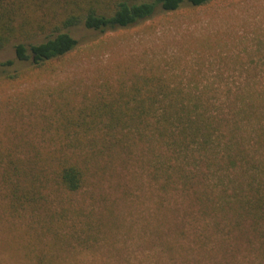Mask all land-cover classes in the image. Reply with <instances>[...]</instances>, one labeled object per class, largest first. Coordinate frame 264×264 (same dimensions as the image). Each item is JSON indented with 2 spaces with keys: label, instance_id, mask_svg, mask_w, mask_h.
<instances>
[{
  "label": "rangeland",
  "instance_id": "374dc122",
  "mask_svg": "<svg viewBox=\"0 0 264 264\" xmlns=\"http://www.w3.org/2000/svg\"><path fill=\"white\" fill-rule=\"evenodd\" d=\"M72 33L78 45L66 56L40 67L18 63L0 75L6 161L13 152L20 164L40 163L42 151L58 145L49 122L92 102L107 82H129L149 68L184 86L197 83L218 103L239 94L263 102L264 0H215L116 32ZM9 58L13 50L0 51V61ZM15 69L21 76L5 77ZM131 145L129 156L110 160L97 153L85 160L83 188L53 192L50 208L14 215L0 200V264H264V243L255 233L234 228L229 214L215 223L181 190L178 177L163 188L148 163V146ZM247 149L262 156L260 147Z\"/></svg>",
  "mask_w": 264,
  "mask_h": 264
},
{
  "label": "trees",
  "instance_id": "16d2710c",
  "mask_svg": "<svg viewBox=\"0 0 264 264\" xmlns=\"http://www.w3.org/2000/svg\"><path fill=\"white\" fill-rule=\"evenodd\" d=\"M212 1L0 0V51L14 52V58L0 61V75L18 63L40 67L66 56L78 45L73 30L107 34ZM19 76L15 69L5 77ZM133 78L107 82L92 102L49 122L58 145L42 151L40 163L20 164L13 152L6 161L0 153L3 209L17 215L50 208L53 192L83 188L85 160L97 153L110 160L129 156L134 140L148 146V163L153 176L164 180L163 188L178 177L181 190L193 194L215 223L229 214L234 228L246 226L264 243V98L258 103L251 94L246 102L239 94L218 103L197 83L184 86L153 68ZM247 126L258 127L257 132H240ZM256 146L261 157L247 149Z\"/></svg>",
  "mask_w": 264,
  "mask_h": 264
}]
</instances>
